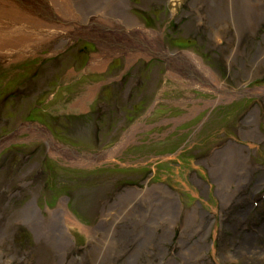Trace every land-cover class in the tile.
<instances>
[{
  "label": "rangeland",
  "instance_id": "rangeland-1",
  "mask_svg": "<svg viewBox=\"0 0 264 264\" xmlns=\"http://www.w3.org/2000/svg\"><path fill=\"white\" fill-rule=\"evenodd\" d=\"M102 9L148 48L76 19ZM5 25L0 264H264V0H0Z\"/></svg>",
  "mask_w": 264,
  "mask_h": 264
},
{
  "label": "bare ground",
  "instance_id": "bare-ground-1",
  "mask_svg": "<svg viewBox=\"0 0 264 264\" xmlns=\"http://www.w3.org/2000/svg\"><path fill=\"white\" fill-rule=\"evenodd\" d=\"M43 1L44 2L47 1V4L49 6L53 5V0H43ZM67 1L71 4V7L73 8V4H74L75 0H67ZM66 5H68V4H66ZM109 7H111V6H109ZM123 7H124V9H126L127 7H130V6H129V4H128V6L126 4L125 6L123 5ZM106 11H107L106 9L105 10L102 9V11L97 12V16L104 17L105 19L108 20V21L106 20V23H104L103 25L100 24L101 21L97 17L89 18L87 20L85 19L86 18L85 17L84 19L79 20V16L77 15L76 19L80 23L85 22L84 24L88 25V26H96L100 29L104 28L103 30H105L106 33H104V36H103V33L100 34L99 36H97L96 40L102 41L103 43L104 42L110 43L111 45L114 46L112 48H120L121 50L122 49L127 50L128 48L132 47L135 44H138V45H141L142 47L148 48L147 42L143 41L140 37L135 38L136 35L138 36L140 34H143L144 30H143V26L139 25L140 23L138 22L137 18L132 13L127 14V13L123 12V14H122V17L124 19L123 20L121 17L120 18L115 17V14H113V13L108 14L107 13L108 11L107 12ZM127 12H130V11L127 10ZM75 14H76V12H75ZM100 15H102V16H100ZM118 19H119V21H118ZM66 23L70 24V19H67ZM81 26H84V25H81ZM12 27H17V26L13 25ZM18 28H20V27H17L16 29H18ZM56 35H58L59 38L64 37L63 35H60V34H56V33L53 34V36H56ZM65 35H67V36L65 38H63V40L67 39L70 36L66 33H65ZM145 35L153 37L149 32H147ZM145 35H142V38L146 37ZM19 36L20 35L17 34V31H15V28H13L11 31V26L5 25L4 28L2 30H0V54H3L1 51H6L7 49L10 52L12 51V55L25 54V50L20 48V47H21V45L25 46L26 42L21 41ZM127 37L132 40V43L120 40L121 38L123 40H125ZM159 43L162 44L161 39L159 40ZM175 44H176V46L181 47L182 45H184V41H181V42L175 41ZM162 46H163V51H167L163 44H162ZM13 48H15V49L13 50ZM165 53H167V52H165ZM167 56L172 57L171 59H176L175 58L176 55L172 56V55L168 54ZM187 56H189V58L192 57L195 60L196 63H193V65H194L193 67H195L196 70H198L200 73H202L203 77L209 78L211 81L216 82L215 74L209 68H207L198 57H196L193 54H188ZM179 57H181V56H179ZM0 59H3V58L0 57ZM92 62L96 63L97 58H94L92 60ZM20 66L25 67V65H21V64L18 65L19 68H17V70H16L18 72V75L21 74L20 72H23L25 70L23 67H20ZM29 71L32 72L31 69H29ZM31 72L29 73V75H25L24 81H30L29 78H30ZM27 83H29V82H27ZM217 83H219V82H217ZM224 87H225V85H224ZM15 129L16 128L13 129L11 135L16 134ZM52 147H53L52 150H55L58 153L60 152V153L66 154L67 158H69L72 161L71 164L76 163V164L80 165V164L84 163L85 161H90V160L92 161L93 160V156L92 157L91 156H89V157L82 156L79 158L77 155L73 154L72 152H65L61 146H59L53 142H52ZM126 205L127 204H125V206ZM63 213H64V211L62 212V214ZM63 215L66 217V219H68L69 215H67V213H64ZM109 215H110V212L107 211L103 214V217L105 218ZM120 217H121V215L116 217V219H119ZM137 218L138 217L136 216V219ZM108 224H110L111 229L114 227L113 223H108ZM102 225L104 226L105 223H102Z\"/></svg>",
  "mask_w": 264,
  "mask_h": 264
},
{
  "label": "flooded vegetation",
  "instance_id": "flooded-vegetation-1",
  "mask_svg": "<svg viewBox=\"0 0 264 264\" xmlns=\"http://www.w3.org/2000/svg\"><path fill=\"white\" fill-rule=\"evenodd\" d=\"M37 66H38V65H37ZM42 105H43V104H42ZM29 114H30V112H28V114L26 115V117L29 116ZM22 123L26 124V123H27V120L24 121V122H22ZM24 124H23V125H24Z\"/></svg>",
  "mask_w": 264,
  "mask_h": 264
}]
</instances>
